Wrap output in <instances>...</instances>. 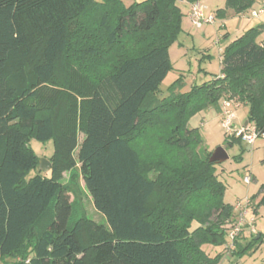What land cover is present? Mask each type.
Wrapping results in <instances>:
<instances>
[{"label": "trees", "instance_id": "1", "mask_svg": "<svg viewBox=\"0 0 264 264\" xmlns=\"http://www.w3.org/2000/svg\"><path fill=\"white\" fill-rule=\"evenodd\" d=\"M178 1L183 0H142L123 7L119 0H0V260L218 264L201 246L222 239L221 223L232 216L233 207L222 199L224 183L215 163L208 161L210 152L199 155L197 131L187 125V117L229 94L249 105L247 125L252 122L261 134L264 40H256L259 26L249 27L225 47L221 72L212 81L181 97L159 96L157 87L171 69L169 43L181 32ZM253 3L226 0V8L241 13ZM86 16L93 18L108 48L126 37L131 45L135 38L147 37L148 45L143 51L118 49L113 69L94 81L79 142L71 130L56 129L52 110L61 98L47 87L56 83L70 26ZM96 51L88 46V53ZM62 105L66 108L61 113H74L67 100ZM158 112L167 113L159 119L164 124L146 128L164 132L156 141L160 146L174 147L170 167L158 161L161 157L144 166L133 140L140 122L149 123ZM240 138L233 136L232 141ZM31 139L53 143L46 175L38 169ZM157 163L165 169L153 177L149 171ZM75 168L106 226L84 215L69 223L78 194L63 181V173ZM31 170L36 173L27 178ZM260 191L256 206L264 207V185ZM249 197L253 202L257 195ZM211 212H217V223L208 222ZM193 222L197 226L191 229ZM255 235L245 247L260 238ZM241 247L236 240L235 253Z\"/></svg>", "mask_w": 264, "mask_h": 264}, {"label": "rangeland", "instance_id": "2", "mask_svg": "<svg viewBox=\"0 0 264 264\" xmlns=\"http://www.w3.org/2000/svg\"><path fill=\"white\" fill-rule=\"evenodd\" d=\"M119 1L123 7H128L134 2L142 0ZM203 1L202 3L208 7V11L214 15L215 20L213 23H205L199 28L195 27L190 18L186 16L187 5L182 1L177 2L184 14L181 18V32L169 43L168 57L171 62V69L157 87L159 91H156V94L159 96L167 97L173 93L174 96L181 97L189 94L195 86L212 81L221 72V57L225 47L239 35V31L235 27L237 24L236 16L231 13L230 8H226V0ZM256 8L250 7L245 13L249 14ZM219 9H224L223 14H217ZM207 13L209 12L206 10L205 14ZM92 19L86 16L85 21L82 19L70 26L69 43L58 65L56 83L47 87V89L59 94L56 96L60 97L61 101L59 98L55 100L61 103L67 100V108H75L74 113H61V108H66V106H59L60 103L53 108L52 115L56 129L71 130L75 133L79 142L82 140L79 126L88 93L94 81L113 69L114 58L118 49L136 48L143 51L148 45L147 37L135 38L132 45L129 43L130 38L126 37L118 46L116 45L117 47L108 48L104 43V35L97 30V25H92ZM247 22V24L246 22L243 23V29H246L245 26L247 25L248 28L256 26L252 22ZM153 35H156V32L151 34V36ZM263 39L264 31L261 29L256 40L259 42ZM221 40L222 42H220ZM87 44L93 50L98 51L88 53ZM224 99H233L239 103L237 107L231 106L235 113L233 123L235 128L244 126V123L248 120L249 105L235 96H229V94L219 98L215 105L200 107L189 114L187 125L197 131V139L200 143L199 155H204V152L211 153L216 147L222 146L229 156L227 160L214 164L215 173L225 187L222 194L223 201L233 204L236 200L245 196L256 194L257 197L252 202L251 214H249L252 217L251 223L246 221L234 233L232 220H234L235 213L233 212L230 218L221 223L222 239L216 244L212 242L203 243L201 247L210 257H217L219 259L218 264H264V207L256 206L261 195L260 188L264 185V136L257 137L252 144L243 141L242 138H240L241 142L232 141L233 136L227 134L222 124V103ZM166 114V112H158L151 117L149 123L140 122L139 130L133 136L137 147L141 149L144 166H153V162L159 157L161 158L158 161H164L169 164V167L174 164V161L169 162V156L174 151V147H169L167 144L160 146L156 143L158 137L163 136L164 132L161 130L153 132L146 128L148 124L152 125L155 122L162 126L164 122L159 121V119L166 117ZM252 124V122H249L250 126ZM29 144L39 158L49 160L53 152L51 140L40 142L31 139ZM161 169H165V167L157 163L155 168L149 171V174L153 177L158 176ZM48 171L40 170L43 175H46ZM35 173V170H31L27 178ZM245 175L251 176L249 183L243 181ZM63 181L70 183L78 194L73 203V215L69 223L74 218L84 215L94 222L106 226V219L101 212L95 209L78 169L75 168L70 173L64 172ZM154 201L155 199H152V205L155 207ZM252 210H256V213H252ZM208 212L210 213V211ZM217 218V212L207 214L208 222L217 223ZM196 226L197 224L193 222L191 229ZM230 232L234 234L233 240ZM254 235L256 238H260L252 245L245 247L248 242L253 240ZM236 240L242 246L239 253H235ZM11 261V258L5 257L0 260V264H8ZM197 264H200V262L198 261Z\"/></svg>", "mask_w": 264, "mask_h": 264}, {"label": "built area", "instance_id": "3", "mask_svg": "<svg viewBox=\"0 0 264 264\" xmlns=\"http://www.w3.org/2000/svg\"><path fill=\"white\" fill-rule=\"evenodd\" d=\"M207 10V6L204 5L200 0L194 1L190 3V9L188 12V16L195 27H201L205 23H213L214 15L212 13L205 14ZM250 17L258 18L264 15V0H261L260 4L256 9H253L249 13ZM239 105L238 102H235L233 99H224L222 103V124L224 129L226 130L229 136H240L243 141L252 144L254 140L259 136H264V133H259L256 128L249 124L244 125L240 128H235L233 119L235 117V113L233 112L231 106L237 107ZM245 183H249L251 181L250 175H245L243 178ZM251 206L252 201L249 196H245L242 199L236 200L233 204V212L235 213V217L233 221L234 233L238 231L241 226L245 224L246 221L248 223L252 222L251 214ZM231 239H234L233 232H230Z\"/></svg>", "mask_w": 264, "mask_h": 264}, {"label": "crops", "instance_id": "4", "mask_svg": "<svg viewBox=\"0 0 264 264\" xmlns=\"http://www.w3.org/2000/svg\"><path fill=\"white\" fill-rule=\"evenodd\" d=\"M201 2L203 1V0H200ZM183 3H185L186 5H187V12H186V16L189 18V16H188V12H189V9H190V3L189 2H186V1H182ZM204 2V1H203ZM260 2H261V0H254V3L252 4V6L251 7H253V8H256V7H258V5L260 4ZM231 10V13L232 14H235V16H236V22H237V24H236V28H237V31H239V35L241 34V33H243L246 29H248V25L247 26H245V28L246 29H243L244 27H243V23L244 22H246V24L248 23L247 21H249V22H252V23H254L256 26H259L260 27V29H262L263 31H264V15H262V16H260V17H258V18H252V17H250V15L249 14H247V13H245L246 11H244V12H241V13H235L232 9H230ZM207 12H210V11H208V7H207ZM184 15V14H183ZM235 19V18H234ZM226 33H228V32H226ZM264 40V39H263ZM262 41V40H261ZM220 42H222V40L220 41ZM257 139V138H256ZM255 139V140H256ZM254 140V141H255ZM254 143V142H253Z\"/></svg>", "mask_w": 264, "mask_h": 264}, {"label": "water", "instance_id": "5", "mask_svg": "<svg viewBox=\"0 0 264 264\" xmlns=\"http://www.w3.org/2000/svg\"><path fill=\"white\" fill-rule=\"evenodd\" d=\"M247 124V121L244 123V125ZM262 133H264V128L262 130ZM228 154L224 147L218 146L216 147L209 155L208 161L214 162V163H221L228 159ZM38 169L47 171L50 169V161L45 158H39L38 160Z\"/></svg>", "mask_w": 264, "mask_h": 264}]
</instances>
